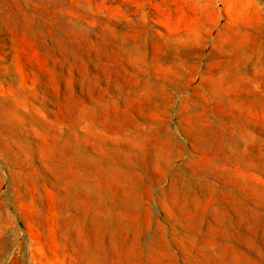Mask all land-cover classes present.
<instances>
[{
  "label": "rangeland",
  "instance_id": "1",
  "mask_svg": "<svg viewBox=\"0 0 264 264\" xmlns=\"http://www.w3.org/2000/svg\"><path fill=\"white\" fill-rule=\"evenodd\" d=\"M0 264H264V0H0Z\"/></svg>",
  "mask_w": 264,
  "mask_h": 264
}]
</instances>
